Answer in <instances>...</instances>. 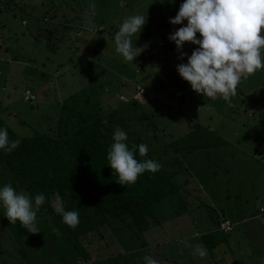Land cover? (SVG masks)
Listing matches in <instances>:
<instances>
[{
    "label": "rangeland",
    "instance_id": "1",
    "mask_svg": "<svg viewBox=\"0 0 264 264\" xmlns=\"http://www.w3.org/2000/svg\"><path fill=\"white\" fill-rule=\"evenodd\" d=\"M181 2L0 0V41L7 36L0 49V96H4L3 105L25 122L15 126L17 133L28 134L45 118L59 114L63 101L74 104L67 100L73 94L78 96L76 104H101L107 113L131 99L137 85L143 86L158 98L147 105L148 112L156 114L165 108L169 112L156 118L166 126L158 132L157 148L166 149L179 138L183 140L179 146L192 145L199 131L201 135L213 131L207 137L211 147L202 150V161L208 165L204 178L209 181L197 180L202 193L187 212L173 214L176 206L161 210L162 225L141 231L113 221L119 229L109 239L113 245L108 252H122L120 264H144V256L158 264H227L222 253L236 258L237 264H264V212L260 210L264 208V67L241 78L230 105L219 97L212 100L196 94L176 70L178 64L187 62L186 56L180 58V51L189 54L191 43L178 51L168 39L182 26L169 23ZM20 4L24 8L15 7ZM133 14L144 16L146 22L132 38L141 53L133 62H124L114 51L112 37L122 20ZM9 44L11 49L6 51ZM14 56L17 61L13 63ZM261 58L264 61V49ZM25 87L36 93L32 103L23 99ZM200 125L206 129H197ZM209 191L217 197L212 198ZM225 202L230 214H241L244 221L231 219L234 230L226 241L216 251L207 250L195 237L214 226L217 212L213 213L212 206L216 209ZM24 238L28 239V233L24 232ZM90 238L91 233L84 241L85 249L96 259L100 243Z\"/></svg>",
    "mask_w": 264,
    "mask_h": 264
},
{
    "label": "trees",
    "instance_id": "2",
    "mask_svg": "<svg viewBox=\"0 0 264 264\" xmlns=\"http://www.w3.org/2000/svg\"><path fill=\"white\" fill-rule=\"evenodd\" d=\"M15 7L24 8L22 4ZM6 37H2L0 49L4 48ZM195 47L191 44L189 54ZM7 49H11L10 44ZM16 61L14 56L12 62ZM183 83L187 84L186 81ZM27 90L30 95L26 98ZM172 93L165 95L166 99ZM147 95L144 103L131 98L105 113L101 104L91 107L76 104L78 96L73 94L67 100L74 104L63 101L59 114L45 118L40 127L28 134L17 133L15 126L25 122L3 105L4 96H0V127L7 129L10 140L20 141L11 153L0 150V185L11 184L16 191L30 198L38 193L45 196L44 204L36 213L39 233H28L18 222L10 224L0 208V264H120L122 252L114 254L113 250L112 253L107 250L113 245L109 239L119 229L113 221L120 220L144 231L163 224V209L176 206L178 208L172 212L177 216L187 212L194 198L202 193L197 180L209 181L204 178L208 165L202 161V150L211 147L207 137L213 131L206 135L199 131L201 133L192 145L179 146L178 143L183 142L179 138L177 143L171 140L166 149L157 148L158 132L165 131L166 126L159 125L156 118L167 116L169 112L166 108L156 114L148 112L147 105L158 98L150 91ZM34 96V90L24 88L25 101L32 103ZM184 98L182 94L180 99L183 101ZM85 101H89L88 97ZM172 120L177 121L176 118ZM169 122L168 119L164 124ZM116 127L126 133V144L138 162L150 159L160 164L157 172L145 171L133 184L121 186L115 183L117 177L106 165V154ZM201 128L206 129L201 125L197 129ZM140 144L148 148L143 157L135 147ZM209 193L213 198L214 193ZM227 199H231L230 194ZM224 204H218L216 209L212 206L213 213L217 212L214 226L195 237L207 250L216 251L226 241V235L234 230L231 219L238 217L244 221L241 214H230L227 202ZM57 206L78 212V224L74 228L62 222L61 215L55 212ZM224 222H229L231 227L222 228ZM24 232L28 233V239L24 238ZM89 233L92 238L88 241L100 243L101 249L97 251L100 256L96 259L85 249L84 241Z\"/></svg>",
    "mask_w": 264,
    "mask_h": 264
},
{
    "label": "clouds",
    "instance_id": "3",
    "mask_svg": "<svg viewBox=\"0 0 264 264\" xmlns=\"http://www.w3.org/2000/svg\"><path fill=\"white\" fill-rule=\"evenodd\" d=\"M145 23L144 16L133 14L125 17L114 33V51L124 62H133L141 53V48L134 46L132 38L136 33L140 34ZM169 23L182 25L168 36L178 51L186 42L196 46L190 55L180 51V58L186 56L187 62L178 64L176 70L198 95L212 100L219 97L230 105V98L235 96V88L241 78H247L264 67L261 58V49H264V0H182ZM111 139L106 165L116 175L115 183L121 186L133 184L145 171L154 173L159 170L160 164L154 160L138 162L134 158L133 150L126 144V133L121 128L114 129ZM19 143V140H10L7 129L0 127V150L11 153ZM135 147L141 157L146 155L148 148L145 144ZM44 202L43 193L30 198L16 191L11 184L0 185L3 216L10 224L18 222L28 233L40 232L36 213ZM55 212L61 215L67 226L74 228L78 224L77 211H65L62 206H57ZM199 255L203 256L204 252L200 251ZM143 260L144 264H158L151 256H144Z\"/></svg>",
    "mask_w": 264,
    "mask_h": 264
},
{
    "label": "built area",
    "instance_id": "4",
    "mask_svg": "<svg viewBox=\"0 0 264 264\" xmlns=\"http://www.w3.org/2000/svg\"><path fill=\"white\" fill-rule=\"evenodd\" d=\"M199 38V36H198ZM30 95V91L27 90L26 91V98ZM147 91L145 90V88L141 87V86H138L137 87V91L136 93L134 94L133 98L141 103H144L146 100H147ZM222 228L224 229H229L231 227L230 223L229 222H224L221 224Z\"/></svg>",
    "mask_w": 264,
    "mask_h": 264
},
{
    "label": "crops",
    "instance_id": "5",
    "mask_svg": "<svg viewBox=\"0 0 264 264\" xmlns=\"http://www.w3.org/2000/svg\"><path fill=\"white\" fill-rule=\"evenodd\" d=\"M260 210L262 211V212H264V208L263 207H261L260 208ZM249 230H251V228L249 229ZM253 231H254V228H253ZM254 234H255V231H254ZM195 244V243H194ZM194 244H192L193 246H194ZM195 246H197V244H195ZM202 247H204V246H202ZM196 249H198V248H196ZM230 253H232V252H230ZM223 254V258L226 260V263L227 264H237V262H236V258H231V259H228L229 258V256H227V254L226 253H222ZM221 259H219V261L218 262H220L221 263V261H220ZM210 262H214V259L213 258H211L210 259ZM224 264V263H223Z\"/></svg>",
    "mask_w": 264,
    "mask_h": 264
}]
</instances>
